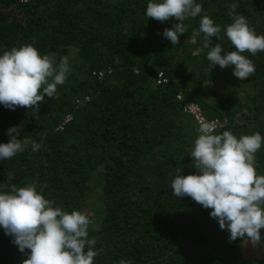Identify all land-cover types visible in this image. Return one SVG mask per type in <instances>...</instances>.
<instances>
[{
  "label": "trees",
  "instance_id": "trees-1",
  "mask_svg": "<svg viewBox=\"0 0 264 264\" xmlns=\"http://www.w3.org/2000/svg\"><path fill=\"white\" fill-rule=\"evenodd\" d=\"M148 2L0 0V54L31 45L56 64L67 57L70 68L57 95L38 109L0 105V143L19 126L24 145L0 161V184H35L54 207L86 214L99 251L95 264H264V256L246 255L251 242L229 241L211 209L187 196L178 200L171 188L179 169L195 174L189 154L198 126L183 114L185 104L217 120L216 134L264 136V51L243 53L255 65L245 80L232 67L208 73L206 59L216 43L235 50L224 32L233 4L234 14L264 35V0H196L201 15L221 27L209 48L203 34L192 43L199 16L184 22L187 31L173 45L162 33L178 21L147 18ZM159 74L167 81L157 86ZM255 156L264 175V145ZM11 241L0 230V264H23L30 250L21 253Z\"/></svg>",
  "mask_w": 264,
  "mask_h": 264
},
{
  "label": "clouds",
  "instance_id": "clouds-1",
  "mask_svg": "<svg viewBox=\"0 0 264 264\" xmlns=\"http://www.w3.org/2000/svg\"><path fill=\"white\" fill-rule=\"evenodd\" d=\"M235 8L233 4L232 22L224 29L235 50L227 51L219 43L211 46L207 71L217 65L221 69L232 67L233 76L245 80L255 72V65L243 53L255 56L264 51V35H257L245 16L235 15ZM202 11L196 0H149L144 14L159 22L170 18L178 21L162 33L173 45L187 31L184 22L199 16L192 43L203 34V48H209L213 37L220 38L221 27L208 15H201ZM69 71L67 57L56 64L53 56L41 55L31 45L4 51L0 54V105L10 110L17 106L38 109L45 97L57 95V85L64 83ZM215 128L214 122L199 124L189 154L194 158L195 174L183 176L179 169L171 182L172 195L178 200L190 197L204 209H211L210 218L228 232L229 241L242 239L256 245L264 229V175L256 172L255 154L264 145V136L256 132L236 137L227 130L216 134ZM6 135L9 141L0 143V161L24 150L19 126L10 127ZM39 148L38 143L32 145L34 152ZM90 223L80 211L69 213L54 207L35 184H0V230L12 238L18 251L30 250L23 264H95L99 251L96 240L89 238Z\"/></svg>",
  "mask_w": 264,
  "mask_h": 264
},
{
  "label": "built area",
  "instance_id": "built-area-1",
  "mask_svg": "<svg viewBox=\"0 0 264 264\" xmlns=\"http://www.w3.org/2000/svg\"><path fill=\"white\" fill-rule=\"evenodd\" d=\"M22 1L29 2L31 0H22ZM166 81L167 80L164 78V76L162 74H159L157 75V77L154 78L153 83L158 86L166 83ZM177 99L182 100V96L178 95ZM183 114L191 116L198 127L201 122H214L216 125L215 131L219 127V122L217 120L209 121L206 119V117L203 115L202 111L200 110L197 104L194 103L185 104L183 107ZM69 120L70 118L67 117L66 122Z\"/></svg>",
  "mask_w": 264,
  "mask_h": 264
},
{
  "label": "rangeland",
  "instance_id": "rangeland-1",
  "mask_svg": "<svg viewBox=\"0 0 264 264\" xmlns=\"http://www.w3.org/2000/svg\"><path fill=\"white\" fill-rule=\"evenodd\" d=\"M70 58H75L74 53H69L68 55ZM55 60V58H54ZM56 61V60H55ZM222 87V83L220 81L217 82L216 86H214L215 89L220 90ZM246 255L251 256V257H256V258H261L264 256V245L261 244H248L246 246Z\"/></svg>",
  "mask_w": 264,
  "mask_h": 264
}]
</instances>
